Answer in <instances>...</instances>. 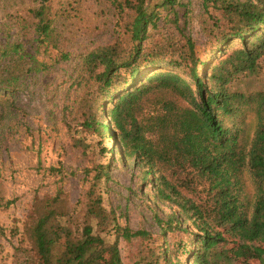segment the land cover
Listing matches in <instances>:
<instances>
[{"label":"trees","instance_id":"1","mask_svg":"<svg viewBox=\"0 0 264 264\" xmlns=\"http://www.w3.org/2000/svg\"><path fill=\"white\" fill-rule=\"evenodd\" d=\"M83 1L68 0L55 12L53 0H39L31 9L37 44L54 41L59 18L76 16ZM110 1L117 18L115 39L82 53L80 65L57 86V94L37 89L42 86L41 62L24 54L22 44L0 51V128L7 119L9 139L37 158V168L47 145L55 158L51 174L62 181H90L85 191L88 221L81 232L60 219L68 214L59 206L63 190L50 200H36L27 228L33 253L26 264H135L124 262L117 240L102 234L114 228L126 239L153 242L145 229L110 226L115 214L104 205L102 187L111 180L109 164L93 161L94 144L102 154L112 151L104 145L106 137L141 167L155 196L170 210L162 216L152 208L163 234H191L189 241L180 239L173 247L157 244L158 252L149 247L151 256L164 259L160 264H253L262 259L264 90L247 93L231 83L240 72H257L264 57V0H203L227 19L213 50L220 54L204 71L207 62L197 56L190 36L186 52L170 62L178 70L147 68L165 63L144 45L149 26L159 19L157 8L176 12L181 0ZM70 54L63 50L59 59L69 60ZM8 56L10 63L3 61ZM37 95L52 99L51 121L45 125L35 120L31 100ZM103 110L106 125L100 118ZM246 111H252L253 120L243 118ZM9 203L0 198V208ZM90 219L97 220V228ZM229 234L237 240L232 249Z\"/></svg>","mask_w":264,"mask_h":264},{"label":"rangeland","instance_id":"2","mask_svg":"<svg viewBox=\"0 0 264 264\" xmlns=\"http://www.w3.org/2000/svg\"><path fill=\"white\" fill-rule=\"evenodd\" d=\"M67 2L53 0L54 11H59ZM38 5L39 0H0V51L8 44H22L24 54L35 55L41 62L39 74L42 86L37 89L41 93L51 89L52 94H57L60 91L57 86L64 79L67 80L80 65L82 53L115 39L116 12L110 0H84L76 16L59 18L55 27L56 39L40 46L36 41V19L31 13V9ZM157 11L159 19L156 25L149 26V35L144 45L149 51L159 53L158 60L165 63L147 68L163 66L178 70L170 62L180 59L182 53L186 52L187 36L192 38L197 56L207 62L201 71L219 56L220 51L213 50L219 44L220 32L227 19L211 1L206 6L203 0H181L176 12L164 7H158ZM233 43L239 45L240 41ZM221 48L225 49V45ZM63 50L71 52L69 60L59 59ZM10 57L3 61L10 63ZM181 68L188 69L187 66ZM231 84L233 88L247 93L264 90V57L257 72H240ZM42 98L37 95L31 104L35 108V120L45 125L51 121L49 111L52 99L46 101ZM24 101L28 104V96L24 97ZM100 118L103 124H108L105 110L100 111ZM243 118L253 120L252 111H246ZM94 145L93 161L108 163L111 172V180L102 186L105 187L104 205L115 214V222L112 221L110 226L115 227L116 224L122 229L127 226L131 230L145 229L152 234L153 242L148 243L139 237L126 239L117 235L115 228L112 232L105 230L102 234L108 241L117 240L120 257L124 262L160 264L164 259L158 255L151 256L149 247L158 252L157 244H163L162 247L171 244L173 247V243L180 239L189 241L191 234L174 237L169 233L165 236L154 219L152 208L162 216L170 210L155 196L153 182L144 179L141 167L124 157L111 137L105 138L104 145L112 148V151L102 154L98 151L99 145ZM53 161L55 158L51 148L46 145L41 152V166L37 168V158L9 139L5 120L0 128V198L3 203H11L0 208V264H26L29 254L33 253V240L27 228L38 198L50 200L63 190L59 206L60 210L68 214L60 217L62 222L81 232L82 226L88 221L85 191L90 181L82 184L76 178L60 180L59 176L49 171ZM248 188L251 187L248 185ZM89 222L97 228L96 219H90ZM228 237L227 245L232 249L237 240L230 234ZM253 243L263 249L258 242ZM105 260H111L110 255ZM149 260L153 261L150 263ZM262 262L264 256L252 260L253 264Z\"/></svg>","mask_w":264,"mask_h":264}]
</instances>
